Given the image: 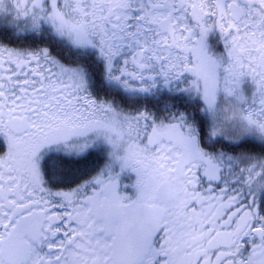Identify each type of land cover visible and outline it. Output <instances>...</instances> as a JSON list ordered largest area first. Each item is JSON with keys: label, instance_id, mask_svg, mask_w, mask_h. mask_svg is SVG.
Masks as SVG:
<instances>
[{"label": "snow or ice", "instance_id": "1", "mask_svg": "<svg viewBox=\"0 0 264 264\" xmlns=\"http://www.w3.org/2000/svg\"><path fill=\"white\" fill-rule=\"evenodd\" d=\"M0 264H264V0H0Z\"/></svg>", "mask_w": 264, "mask_h": 264}]
</instances>
